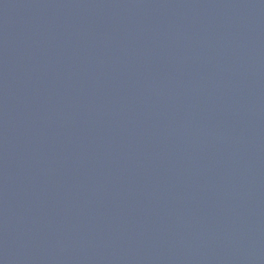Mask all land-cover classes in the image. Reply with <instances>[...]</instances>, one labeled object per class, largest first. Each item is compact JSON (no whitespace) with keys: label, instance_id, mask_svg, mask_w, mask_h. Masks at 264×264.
Instances as JSON below:
<instances>
[{"label":"water","instance_id":"95a60500","mask_svg":"<svg viewBox=\"0 0 264 264\" xmlns=\"http://www.w3.org/2000/svg\"><path fill=\"white\" fill-rule=\"evenodd\" d=\"M0 264H264V0H0Z\"/></svg>","mask_w":264,"mask_h":264}]
</instances>
